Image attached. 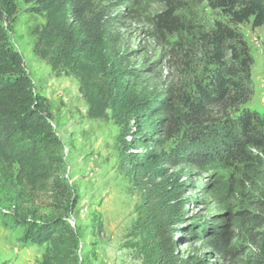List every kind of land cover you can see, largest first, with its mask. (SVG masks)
I'll use <instances>...</instances> for the list:
<instances>
[{
  "label": "rangeland",
  "instance_id": "1",
  "mask_svg": "<svg viewBox=\"0 0 264 264\" xmlns=\"http://www.w3.org/2000/svg\"><path fill=\"white\" fill-rule=\"evenodd\" d=\"M212 1L106 3L116 18L111 30L126 83L146 102L156 103L152 144L157 153L175 157L163 166L166 178L178 186L185 217L175 232L181 255L202 258L206 264H264V26L231 24L252 57L251 99L242 104L230 99L203 102L201 91L209 88L216 63L202 33L218 21H229ZM15 2L16 15L3 27L23 56L36 92L48 98L53 129L64 144L65 178L79 195L69 221L81 238V264H142L133 246L139 198L118 169L123 123L111 108L103 116L90 115L92 106H103L91 99L103 79L88 69L55 66L37 57L33 48L45 19L32 11L33 4ZM168 6L178 19L175 33L156 29L158 14ZM199 102L196 113L192 108ZM247 111L256 116L260 140L228 162L207 155L222 151L225 129L239 135L233 125ZM14 179L0 172V264H43L48 247L36 240L31 226L35 211H50L19 192ZM97 217L102 229L94 233Z\"/></svg>",
  "mask_w": 264,
  "mask_h": 264
},
{
  "label": "trees",
  "instance_id": "2",
  "mask_svg": "<svg viewBox=\"0 0 264 264\" xmlns=\"http://www.w3.org/2000/svg\"><path fill=\"white\" fill-rule=\"evenodd\" d=\"M23 1L33 4L32 11L45 19L34 44L35 55L51 60L55 66L88 69L98 74L103 86L91 99L103 106H92L90 115L103 116L105 108H111L114 117L123 123L117 139L118 169L139 198L134 226L137 240L133 246L142 264H206L202 258L181 255L179 250L180 239L175 232L185 217L178 186L166 178L163 166L175 157L157 153L149 136L156 103L146 102L126 83L111 30L116 19L112 8L106 0ZM212 2L224 10L229 21H218L212 30L202 33L216 63L209 90L201 91L202 100L230 99L242 104L253 94L252 57L242 34L231 24L251 22L254 28L264 26V0ZM16 12L15 0H0V172L15 178L14 186L19 192L30 194L50 211H35L31 226L36 240L48 247L43 264H81V238L69 221L79 195L65 178L64 144L53 129L48 98L36 92L23 56L12 47L3 27V23L14 19ZM174 12L168 6L158 14V31L175 33L178 19ZM200 106L199 102L192 109L197 113ZM254 117L250 111L242 113L233 125L239 135L233 129H225L222 151L206 154L228 162L244 153L246 145L261 138L262 130ZM101 229L100 219L94 218V233Z\"/></svg>",
  "mask_w": 264,
  "mask_h": 264
},
{
  "label": "built area",
  "instance_id": "3",
  "mask_svg": "<svg viewBox=\"0 0 264 264\" xmlns=\"http://www.w3.org/2000/svg\"><path fill=\"white\" fill-rule=\"evenodd\" d=\"M128 140H131V137H128Z\"/></svg>",
  "mask_w": 264,
  "mask_h": 264
}]
</instances>
